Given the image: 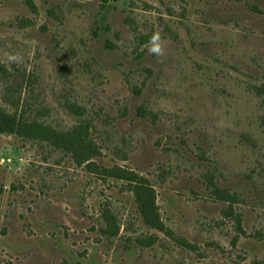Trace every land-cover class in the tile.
Masks as SVG:
<instances>
[{"label": "rangeland", "instance_id": "rangeland-1", "mask_svg": "<svg viewBox=\"0 0 264 264\" xmlns=\"http://www.w3.org/2000/svg\"><path fill=\"white\" fill-rule=\"evenodd\" d=\"M0 106V264H264V0H0Z\"/></svg>", "mask_w": 264, "mask_h": 264}, {"label": "trees", "instance_id": "trees-1", "mask_svg": "<svg viewBox=\"0 0 264 264\" xmlns=\"http://www.w3.org/2000/svg\"><path fill=\"white\" fill-rule=\"evenodd\" d=\"M115 1H118V0H115ZM10 116L11 115L7 114L5 112V110L0 106V122L4 123L6 125V127H9V126L13 125V123H14V122H12L13 120L10 119ZM20 124H19V126H20ZM15 125L17 126V124H14V126ZM31 125L32 126H30V125L28 126L26 124H22L21 127L23 129H26V128L36 129L37 125H35V124H31ZM65 141H67L69 143V139H67ZM70 143L72 144V147L74 149L77 148V149H79V151L80 150L88 151L89 149L95 151V149H96L95 146L93 145L91 139L87 138V132H82L81 136L77 135L76 137H73L70 140ZM157 225H158V227L160 229L161 228L160 224H157Z\"/></svg>", "mask_w": 264, "mask_h": 264}, {"label": "clouds", "instance_id": "clouds-1", "mask_svg": "<svg viewBox=\"0 0 264 264\" xmlns=\"http://www.w3.org/2000/svg\"><path fill=\"white\" fill-rule=\"evenodd\" d=\"M148 43H149L148 51L151 54L157 57L163 56L164 48L162 46V40L159 33H153ZM8 59L11 61H16L18 60V57L16 55H10Z\"/></svg>", "mask_w": 264, "mask_h": 264}]
</instances>
